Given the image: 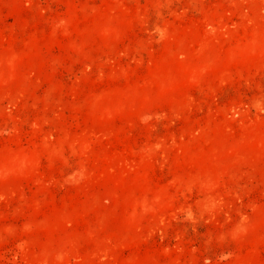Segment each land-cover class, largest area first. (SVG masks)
<instances>
[{"label": "rangeland", "instance_id": "1", "mask_svg": "<svg viewBox=\"0 0 264 264\" xmlns=\"http://www.w3.org/2000/svg\"><path fill=\"white\" fill-rule=\"evenodd\" d=\"M0 264H264V0H0Z\"/></svg>", "mask_w": 264, "mask_h": 264}]
</instances>
